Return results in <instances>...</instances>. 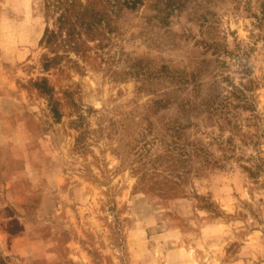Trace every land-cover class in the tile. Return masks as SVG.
Instances as JSON below:
<instances>
[{
    "label": "rangeland",
    "instance_id": "374dc122",
    "mask_svg": "<svg viewBox=\"0 0 264 264\" xmlns=\"http://www.w3.org/2000/svg\"><path fill=\"white\" fill-rule=\"evenodd\" d=\"M104 12L0 0V264H264V0Z\"/></svg>",
    "mask_w": 264,
    "mask_h": 264
},
{
    "label": "trees",
    "instance_id": "16d2710c",
    "mask_svg": "<svg viewBox=\"0 0 264 264\" xmlns=\"http://www.w3.org/2000/svg\"><path fill=\"white\" fill-rule=\"evenodd\" d=\"M108 3L110 0H96L95 2L91 0L85 2L81 0H45L44 16L47 19V26L41 42L57 47L70 45L66 37H70L77 27H82L85 31H92L100 24L101 20H104L103 18L108 14L104 12ZM49 23L54 28H51ZM59 37L62 39L57 41Z\"/></svg>",
    "mask_w": 264,
    "mask_h": 264
}]
</instances>
